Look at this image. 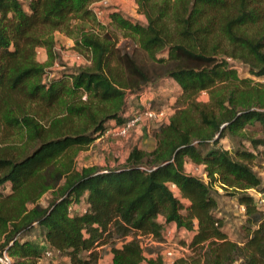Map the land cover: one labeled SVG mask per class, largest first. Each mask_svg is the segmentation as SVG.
<instances>
[{
    "label": "trees",
    "instance_id": "obj_1",
    "mask_svg": "<svg viewBox=\"0 0 264 264\" xmlns=\"http://www.w3.org/2000/svg\"><path fill=\"white\" fill-rule=\"evenodd\" d=\"M95 1L0 0V119L32 144L17 157L0 147V255L38 264L48 248L65 264H165L152 244L174 226L190 233V254L175 264H264V186L254 169L264 156V86L234 67L264 75V0H135L145 23L110 13L133 49L84 28ZM56 30L76 34L88 65L44 69L35 48L51 45ZM165 77L181 93L152 148L133 143L120 164L73 166L78 149L142 107L129 109L128 94ZM224 136L236 144L224 147ZM186 159L206 178L186 171ZM216 183L243 206L239 240L217 213ZM33 230L36 242L21 237Z\"/></svg>",
    "mask_w": 264,
    "mask_h": 264
},
{
    "label": "rangeland",
    "instance_id": "obj_2",
    "mask_svg": "<svg viewBox=\"0 0 264 264\" xmlns=\"http://www.w3.org/2000/svg\"><path fill=\"white\" fill-rule=\"evenodd\" d=\"M26 2L27 0H22ZM97 0L93 2V19H89L84 28L95 32L99 36L108 32L112 34L117 42V45H128L129 49L138 47V43L130 35H127L124 31L118 29L112 22L110 13L118 11L124 18L131 21H138L145 23L146 19L143 14L138 12L137 2L135 0ZM105 3V4H103ZM71 23H79L77 18H72ZM76 34H66L63 31L53 32V42L49 46L40 45L35 48V59L43 64L44 69L49 71H56L64 65V67H79L88 65L84 60L88 58L89 52L86 49H81L75 44ZM47 39V38H46ZM139 58L148 61L146 54L137 49ZM80 55V58L76 56ZM238 71L240 77L250 78L251 84H258V86H264V75L261 77L252 76L245 70V67L236 62L234 65ZM147 90L151 91L153 108H165L167 115L174 111L177 98L180 96L181 89L178 84L171 78H160L157 83L151 84ZM147 91V92H149ZM12 98L18 97V94L12 93ZM133 94L126 96V106L128 108L133 107L135 104V98ZM83 99H86V95H82ZM209 95L206 91H201L197 95V100L207 101ZM148 100V99H146ZM30 104L26 103L25 106ZM31 106V105H30ZM15 112L18 114L19 110L15 108ZM156 121L145 120L140 125L132 128L128 135L120 137L114 135H102L95 139L89 145L83 146L77 150L73 158V166L77 169L82 167H105L120 164L125 160L130 146L133 143H137L139 146L148 149L151 147L153 138V130L157 126ZM226 148L234 146L235 140L224 136L219 141ZM32 144L26 142V137L22 130L18 127H10L6 123H3L0 119V147L8 150L9 155L17 157L22 152L30 149ZM6 147V148H5ZM184 169L197 175H201L204 179L206 175L203 174L202 169L196 163L186 159L184 163ZM254 169L261 179L264 186V156L259 155L257 163L254 164ZM214 196L218 203V215L225 219V231L229 238L233 240H239L240 236V224L243 220V206H241L236 197L230 194L228 190L220 187L218 183L214 184ZM7 191V189H5ZM51 191L42 193L38 199L39 203L45 205L48 199L51 197ZM30 206V205H28ZM37 230H33L29 234L22 233L23 239L28 238L36 242ZM190 238V233L184 231H177L174 226L168 228L166 237L163 242H155L152 246L155 247L160 253L166 247L170 246L177 251V254L186 256L190 254V249L187 247ZM145 243H149L148 239H145ZM185 250H184V249ZM109 254H107L108 256ZM180 255V257H182ZM38 264H65V259L61 257H54L52 259L42 258ZM234 264H238L237 262Z\"/></svg>",
    "mask_w": 264,
    "mask_h": 264
},
{
    "label": "built area",
    "instance_id": "obj_3",
    "mask_svg": "<svg viewBox=\"0 0 264 264\" xmlns=\"http://www.w3.org/2000/svg\"><path fill=\"white\" fill-rule=\"evenodd\" d=\"M103 0H101L100 3H102ZM105 4V3H103ZM94 6V4H92ZM77 58H80V55L76 56ZM87 64L90 62L89 55L88 58L84 59ZM148 100H145V103L142 105V107H139V109L134 110L131 113V117L128 118L124 123L122 124H110L107 129L104 131L102 135H114V136H126L128 135L129 131L137 124L148 120V121H156L160 122L164 120L167 117V113L165 108H158L155 109L152 107L151 104V98H147ZM101 135V136H102ZM258 204L260 205L261 209L264 211V195L258 194ZM150 240V238H148ZM152 243H154L151 240ZM184 249V248H183ZM185 250V249H184ZM161 255L163 256L165 264H175V259L179 258L182 254H177V251L174 250L170 246H166L162 251ZM56 256V252L53 249L45 248L42 252V256L39 259V261L42 258L52 259ZM182 257H184L182 255ZM12 261L11 257L3 251L0 255V263L1 264H9ZM38 261V262H39Z\"/></svg>",
    "mask_w": 264,
    "mask_h": 264
},
{
    "label": "crops",
    "instance_id": "obj_4",
    "mask_svg": "<svg viewBox=\"0 0 264 264\" xmlns=\"http://www.w3.org/2000/svg\"><path fill=\"white\" fill-rule=\"evenodd\" d=\"M147 91H149V90L145 89L143 92H139V93H136V94L132 95L135 98V103H134L135 106H142L145 103V100L147 98H151V96H149V94H151V91H149V92H147ZM131 108H129V109H131ZM112 123L113 122H111L110 124H112ZM152 141L154 142V139H152ZM153 145H154V143L151 144V147H149L148 149L152 148ZM109 259H110V255H108V256L106 255L103 258L104 261H108Z\"/></svg>",
    "mask_w": 264,
    "mask_h": 264
}]
</instances>
